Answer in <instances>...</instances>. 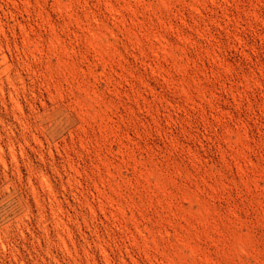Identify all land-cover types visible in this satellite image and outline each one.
Wrapping results in <instances>:
<instances>
[{
  "label": "rangeland",
  "instance_id": "rangeland-1",
  "mask_svg": "<svg viewBox=\"0 0 264 264\" xmlns=\"http://www.w3.org/2000/svg\"><path fill=\"white\" fill-rule=\"evenodd\" d=\"M0 264H264V0H0Z\"/></svg>",
  "mask_w": 264,
  "mask_h": 264
}]
</instances>
